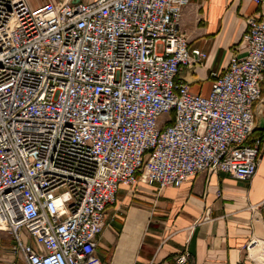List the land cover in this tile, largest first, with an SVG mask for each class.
<instances>
[{
  "label": "built area",
  "instance_id": "obj_1",
  "mask_svg": "<svg viewBox=\"0 0 264 264\" xmlns=\"http://www.w3.org/2000/svg\"><path fill=\"white\" fill-rule=\"evenodd\" d=\"M187 2L0 0V231L26 264H101L97 240L120 184L255 174L264 10L247 18L245 55L211 72L202 95L178 78L206 56L179 29ZM259 243L264 257L256 238L249 255Z\"/></svg>",
  "mask_w": 264,
  "mask_h": 264
},
{
  "label": "crops",
  "instance_id": "obj_2",
  "mask_svg": "<svg viewBox=\"0 0 264 264\" xmlns=\"http://www.w3.org/2000/svg\"><path fill=\"white\" fill-rule=\"evenodd\" d=\"M258 10H264V0L259 5L188 0L183 6L179 29L191 52L206 54L178 75L193 93L207 95L211 72H223L232 55H245L247 18ZM261 88L252 106V137L264 133V79ZM260 148L256 172L248 180L203 172L178 187L159 189L141 180L120 184L97 240L101 264H177L176 256L184 251L189 257L183 264H264L255 249L250 255L246 249L251 238L264 241V141ZM14 243L9 232L0 231V264H26L14 254Z\"/></svg>",
  "mask_w": 264,
  "mask_h": 264
},
{
  "label": "rangeland",
  "instance_id": "obj_3",
  "mask_svg": "<svg viewBox=\"0 0 264 264\" xmlns=\"http://www.w3.org/2000/svg\"><path fill=\"white\" fill-rule=\"evenodd\" d=\"M46 1L47 0H27L29 6L31 8H34L37 5H39V4L43 3V2H46ZM59 1H62V0H59ZM81 1H83V2L85 1L86 2V1H89V0H81ZM20 233H21V236H22L23 241H26L28 243H30L31 241L33 242V240L31 239V237H28L27 234L24 233V229L20 230ZM29 240H31V241H29Z\"/></svg>",
  "mask_w": 264,
  "mask_h": 264
},
{
  "label": "bare ground",
  "instance_id": "obj_4",
  "mask_svg": "<svg viewBox=\"0 0 264 264\" xmlns=\"http://www.w3.org/2000/svg\"><path fill=\"white\" fill-rule=\"evenodd\" d=\"M262 244H263V243H259V246H255L254 249L256 250V252H258V250L261 248ZM251 250H252V249H251Z\"/></svg>",
  "mask_w": 264,
  "mask_h": 264
},
{
  "label": "water",
  "instance_id": "obj_5",
  "mask_svg": "<svg viewBox=\"0 0 264 264\" xmlns=\"http://www.w3.org/2000/svg\"><path fill=\"white\" fill-rule=\"evenodd\" d=\"M76 1H78V0H76Z\"/></svg>",
  "mask_w": 264,
  "mask_h": 264
}]
</instances>
